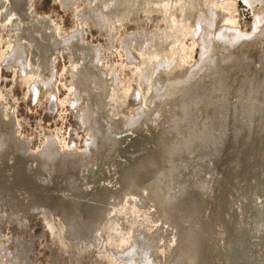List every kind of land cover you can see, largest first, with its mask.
Segmentation results:
<instances>
[{
  "label": "bare ground",
  "instance_id": "obj_1",
  "mask_svg": "<svg viewBox=\"0 0 264 264\" xmlns=\"http://www.w3.org/2000/svg\"><path fill=\"white\" fill-rule=\"evenodd\" d=\"M37 1L0 0V49L6 47L0 69L10 70L17 63L21 77L29 74L34 87L58 48L63 51L69 44L62 53L66 61L69 55L71 68L76 64L69 100L74 105L80 101L78 117L86 138L78 154L66 151L52 156L54 138L42 142L37 153L25 151L28 140L17 142L16 121L3 120L0 107V208L10 209L1 226L9 230L10 241L17 236L16 245L28 250L40 215L42 225L49 223L52 238L57 239H52L53 245L63 250L71 264H117L112 255L123 258V264H202L205 256L212 264H264V77L252 74L257 54L264 63V0H244L249 6L262 5L252 33L225 25L221 0H80L77 13L81 11L94 35L89 43H84L79 24L57 41L55 26L36 14ZM154 14H159L158 21L149 27L146 19H156ZM175 17L182 28L176 26ZM125 23L134 25L123 40L135 77L133 111L125 98L127 86L116 77L112 62L103 58L100 64L103 49L109 50L106 34L100 30L111 26L115 37ZM162 32L166 34L161 39ZM156 33L157 48L145 49ZM186 33L201 49L200 61L192 65L185 56L180 62L172 56V51L185 52L179 41L185 44ZM34 64L41 72L33 74ZM57 82L58 92L62 83ZM242 105L246 107L239 109ZM231 107L238 111L240 123L251 122L252 152L241 169L242 197L237 194L236 205L228 211L231 203L224 180L219 194L225 193L223 198L218 196L222 205L214 210L209 180L217 181L213 162L233 144L228 131L232 115L225 117ZM198 113L202 116L194 121ZM192 139L204 148V162L199 161L198 149L177 157L187 153L184 144ZM179 144H183L181 151ZM17 162L16 171L28 173V184L15 183ZM132 170L138 171L129 174ZM260 186L262 195L255 199L250 193ZM102 188L112 191L106 193V201H86L91 194L99 196ZM220 208L225 212L221 219ZM18 218L32 226L17 229L12 221ZM104 252L109 256L102 263ZM21 256L26 263L25 251Z\"/></svg>",
  "mask_w": 264,
  "mask_h": 264
},
{
  "label": "rangeland",
  "instance_id": "obj_2",
  "mask_svg": "<svg viewBox=\"0 0 264 264\" xmlns=\"http://www.w3.org/2000/svg\"><path fill=\"white\" fill-rule=\"evenodd\" d=\"M37 2L39 3L36 6V14L39 16V19L43 18L47 23H52V27L55 26V30L53 27L52 31L53 35L57 38V41L58 38L61 39L68 35L71 30L75 28V25L79 24V27L82 25L84 43L93 42L92 38L94 35L89 30L92 28L87 25L86 19L79 15L81 11L77 13V11L80 10L78 9L80 6V0H38ZM219 9H221L225 15H223L225 25L231 28L232 31L239 29L244 33H252L254 21L257 20V13H260L262 5L256 2L254 5L249 6L244 0H221V2H219ZM158 15L159 14H154L153 18L156 19H150V17L146 19L149 27L154 26L157 23L159 18ZM174 20L176 21V26L183 27L182 21L177 22L176 17ZM133 26L132 23L130 25L125 23L122 27L120 26L117 36L115 37L111 34V28L112 33L114 30L111 26H108L105 31L100 30L102 31L100 33H103V35L106 34V41L109 47L108 52H105L103 49L100 64L103 65V58L104 61L106 59V61H111L112 68L115 67L114 69L117 74L116 77L124 80L123 86H127V94H125V98L129 102L130 111L134 110H132L131 107L133 106L132 104H135V98L132 97V91L135 89H133L135 85H133L135 77L132 71L133 66L130 63L123 40L126 37V31L131 30ZM186 27L187 30H189L188 26ZM165 34V32H162L159 37L162 39L165 37ZM157 35L158 33L154 34V40L150 42L148 47L157 48V43H155V40L158 37ZM184 35L185 44L179 41V45L182 43V45L186 47L185 52L183 51L182 54H178L176 51H172V56H177L179 62L182 57L185 56V59H187L191 65L198 63L200 61V46L196 41L191 39L190 36L187 38V33ZM43 43L45 42L43 41ZM143 45L140 47L142 50L147 48ZM46 46L48 47V44H46ZM69 47V44H67L64 48L66 49ZM5 48L1 46L0 56L3 55L2 50ZM63 51L61 48H58L55 60H53L50 68L45 69L42 72L37 64L32 65V68L30 69L33 71V74L34 72H41L42 74L40 75L42 79L41 82L37 83L34 87L30 84L32 80H29V74H25V77H21L22 67L17 63L13 62L10 70L5 69L4 71L3 69H0L2 75H0L1 117L7 122H9L12 117L15 119L16 131L14 134H18L17 136L19 137L16 138L18 140L17 142H22L23 139L28 140V143L27 141L26 144L24 143L25 151L32 150L33 153H37L40 144L46 142L49 138H51L50 140L53 138L55 140V153L68 151L71 154H78L82 150L86 138V131L79 122L78 110L80 101H78V103L76 102L74 105L72 104V101L69 100L70 87L72 86L73 89L71 77L72 72L75 70L74 68H76V64L71 68L68 62V60L70 61V57L68 55L66 61V57H62ZM65 54L67 55V53ZM52 67L53 71L51 72L50 69ZM55 69L56 71H54ZM31 71L29 72L30 75L32 74ZM64 78H67V83ZM58 80H60V83L62 84L60 90L58 89L57 92V89L55 90V85H57ZM54 97H56L55 102H53ZM54 140L51 142H54ZM0 202H3V199H0ZM9 210L5 207L0 208V264H71L68 261L69 259L67 256L62 254L63 250L60 251V247L53 245V241H57V239L55 237L52 238L53 235L50 232V227L48 226L49 223L42 225L44 222H42L43 219L40 215L37 216L38 221L36 220L35 228L31 233V236H35L33 244L29 245L28 250L22 246L18 247L16 245L17 240L15 239H17V236H13V239L10 241L9 230L6 229V226H1L5 225L4 221L8 216L7 214L10 213ZM12 222L17 229L20 227L26 229L28 227V230L29 227L32 226L31 223L25 225V222L19 218ZM54 227H56L55 224ZM121 240H123V238ZM130 242L131 241L129 240L124 244L122 250L128 247ZM55 247H57L58 250H56ZM22 251H25V254L27 255L28 259L26 263L24 257L22 258L21 256ZM102 255L105 256L103 257ZM102 255L101 262L103 263V259L106 261V256L109 255L105 252L102 253ZM111 257V259L113 261L115 260L117 264L120 263L117 262V257L113 255Z\"/></svg>",
  "mask_w": 264,
  "mask_h": 264
},
{
  "label": "water",
  "instance_id": "obj_3",
  "mask_svg": "<svg viewBox=\"0 0 264 264\" xmlns=\"http://www.w3.org/2000/svg\"><path fill=\"white\" fill-rule=\"evenodd\" d=\"M254 64H255V66L252 69V74H256L258 72L259 74H261L262 77H264V68L260 72V69H262V66L264 67V63L260 60V56H258V54L254 57ZM261 86H262V88H264V78L262 80ZM255 98H257V97H255ZM243 101L244 100L241 98V104H242ZM232 102H234V101H232ZM237 104H239V100L237 101ZM245 107H246V105H242V107H240L239 109L245 108ZM201 110L203 111V114H205V115L208 113V112H205V108H203V107H201ZM239 111H241V110H239ZM230 115H232L231 116L232 117V121L229 123L230 127H229L228 131L231 130L230 132H232V134L229 135V137H231L230 139H233V144L231 146H229L228 147L229 149L225 150L224 153H221V151H219L220 144H218V152H220L222 154V156L218 160L213 162V166H214V164L217 165V167H216L217 169L213 170V173H215V175H216L215 177H216V179L217 178L218 179H217V181L214 180V182L212 180H209L210 181V185L213 183V188H214V192H213V207H214V210H219V208H217V206H218L217 204H219V206L222 205V201L220 199H218V196L220 198H223V193H225V192H223V193L219 194V190L221 189V186L224 183V180H225V184L228 187V188H225V189H226L227 194L230 196V203H231V205L226 208L228 211L229 210L232 211L233 206L236 205L235 203H236V199H237L236 198L237 194H238V196L242 197L243 193H242V191L239 188V184H240L239 178L242 175L241 174V169L243 168L244 164H247V157H249V155L252 152L251 148H250V145H249V143H250L249 137H250L251 126H252L251 122H249V124L240 123V120L238 118V111L234 110V107H231V108L228 109L227 114L225 115V117L226 116H230ZM200 116H202L201 113H198V115H194L193 116L194 121H197V119H199ZM158 124H160L159 121H158ZM226 130H227V128H226ZM151 131L153 133L152 136L154 138H159V135H156L157 134L156 131H153V130H151ZM230 132H229V134H230ZM14 133H15V130H14ZM160 133L162 134V131ZM162 136H163L164 139L167 138L165 133H164V135L162 134ZM229 137L227 136L226 140L229 139ZM182 145L183 144L180 145V148L178 150H180V151L182 150ZM184 147H185L184 151H186L187 153H180V154H178L177 157H179L180 155H191L193 153V151L197 152V149H198L199 153H197V154L199 156V161L204 162L205 153H204V150H202L204 148L197 146V144L194 142L193 139L189 143L184 144ZM175 148L176 147L173 146V152L176 151ZM56 155H57V153H55V151H54L52 156H56ZM255 156H256V154L254 153L252 157H255ZM79 157H82V156L79 154ZM39 158H40V160L44 159L42 156L39 157ZM17 165H18V162L14 166L15 172L13 170V175L15 176V183L17 185H21V186L25 185V184H28V181H27L28 180V176H27L28 173L25 172V171L21 172V173H18V171H16V168H15ZM134 166H135V163H134ZM213 166L211 165L209 168L212 170L211 167H213ZM62 167L64 168L63 164L58 166V168H57L58 170L56 172L58 173V171L63 170ZM67 167L68 166L66 165L65 168H67ZM255 167L256 166H254V171H255V173H254L255 176L254 177H255V180H257V178H259V174L256 172ZM17 169H18V166H17ZM39 171L41 172L42 169H40ZM137 171L138 170H132V171H130L129 174H131L132 172L136 173ZM65 173L68 175L70 172L67 170ZM227 173H232V174H236L237 173V174H236L235 177L232 178L231 176H227ZM246 176H244V178ZM107 190L108 189L103 190V188L100 189L101 193H100L99 196H96V193L95 194H91L90 200L88 199L86 201H89L90 203H100L102 201H106L107 198H108L107 194L112 192V191H107ZM94 192L95 191L93 190L92 193H94ZM251 193H250V195H253L255 197V199H258L259 197H261V195H262L261 186L258 187V188H255L253 190V192L251 191ZM198 197L200 198V201L202 202V196H198ZM232 199L234 200L233 202H231ZM63 200L66 201V199H63ZM239 203H241V201H239ZM226 204L228 206V203H226ZM40 210L45 212L46 209L41 208ZM224 213L225 212L223 211V214ZM226 213H228V212H226ZM223 214H222V210L220 208V212L218 214L219 219L223 218V216H222ZM215 221H219V220L215 219ZM216 226L218 227V226H220V224H217ZM205 257L206 258H204L202 264H212L211 261H210L211 260L210 256L209 257L205 256ZM211 258L213 259L214 256L211 255ZM110 262H113V261L110 260ZM117 262H120L119 264H123V262H126V261L123 258H120V260H118V258H117ZM213 262H215V259H213ZM253 263L261 264L260 261H256V262H253Z\"/></svg>",
  "mask_w": 264,
  "mask_h": 264
},
{
  "label": "flooded vegetation",
  "instance_id": "obj_4",
  "mask_svg": "<svg viewBox=\"0 0 264 264\" xmlns=\"http://www.w3.org/2000/svg\"><path fill=\"white\" fill-rule=\"evenodd\" d=\"M158 44V43H157ZM149 46V44L148 45H146V47H148ZM22 58V57H21ZM16 60H19V58H15Z\"/></svg>",
  "mask_w": 264,
  "mask_h": 264
}]
</instances>
